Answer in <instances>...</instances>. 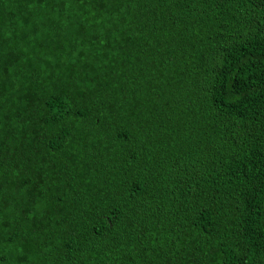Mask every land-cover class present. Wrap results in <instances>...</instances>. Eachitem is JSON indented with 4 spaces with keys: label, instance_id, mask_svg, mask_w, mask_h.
<instances>
[{
    "label": "trees",
    "instance_id": "1",
    "mask_svg": "<svg viewBox=\"0 0 264 264\" xmlns=\"http://www.w3.org/2000/svg\"><path fill=\"white\" fill-rule=\"evenodd\" d=\"M0 264H264V0H0Z\"/></svg>",
    "mask_w": 264,
    "mask_h": 264
}]
</instances>
